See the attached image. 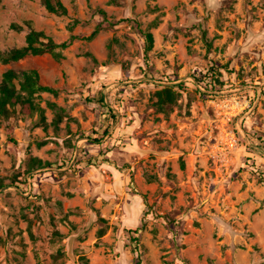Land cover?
<instances>
[{
	"label": "rangeland",
	"instance_id": "374dc122",
	"mask_svg": "<svg viewBox=\"0 0 264 264\" xmlns=\"http://www.w3.org/2000/svg\"><path fill=\"white\" fill-rule=\"evenodd\" d=\"M61 1L0 0V52L69 43L0 63L57 91L0 119V264H264V0Z\"/></svg>",
	"mask_w": 264,
	"mask_h": 264
},
{
	"label": "trees",
	"instance_id": "16d2710c",
	"mask_svg": "<svg viewBox=\"0 0 264 264\" xmlns=\"http://www.w3.org/2000/svg\"><path fill=\"white\" fill-rule=\"evenodd\" d=\"M43 6L45 10L51 14L65 15L67 12L66 7L64 6L61 0H43ZM26 25L29 27V32L27 33L25 38V45L20 47H14L7 51L0 52V63L7 64L9 62L18 61L28 55H40L44 52H50L52 54H55L54 52L57 48L64 49L69 44L68 42L54 43L51 40L44 41L41 39L44 37V35L41 32L34 30L31 22H26ZM12 28L18 30L20 29V26L12 24ZM99 30L100 25L97 26L88 37H85V39H93L94 36L99 32ZM143 36L145 40L144 53L147 56L148 52L153 47L154 40L153 35L149 30L143 31ZM77 38V36H71L70 41ZM195 78L196 81L199 82L204 77L199 76ZM13 80L18 81V89L13 83ZM22 92H26V95H23ZM40 92H49L54 94L57 91L52 87L42 85L39 82V75L35 70L25 71L21 75L15 73L13 70H8L4 72L2 82L0 84V119L8 118L11 115L12 110L14 109L16 104H20L22 110L26 112L31 113L34 111H38L41 119H44L43 110L40 109L38 106L34 105L31 98L33 94ZM158 95L159 102L161 104L165 102H172L174 99V92H172L170 87H164L161 91L158 92ZM88 100L95 101L104 109L102 113L103 120L99 128L93 131L92 133L86 134L85 136L87 140L93 143H99L101 141V137L98 138L97 136L100 134L101 136L106 135L115 120L114 108L118 109L119 99H116V103H113L112 107H109L104 103V95L100 91H98L93 98H90ZM83 149L84 145H82L78 149V160L80 159V155H82L83 153ZM83 160L82 163L88 166H95L98 164L97 162L107 163L109 161L101 153L94 158L91 157L89 159H85L84 161ZM52 165L53 163L43 162L39 158H32L28 163V168L25 171V174H31V172L35 168L41 169L45 167H50ZM6 187L7 185H3V183L0 181V189ZM137 230L138 229L130 230L129 232H131L132 234H137ZM132 240L134 242H137L138 237H132ZM135 249H138V247L135 246Z\"/></svg>",
	"mask_w": 264,
	"mask_h": 264
}]
</instances>
